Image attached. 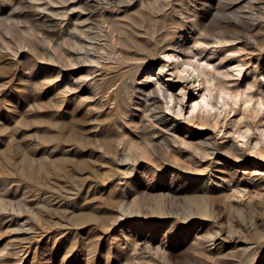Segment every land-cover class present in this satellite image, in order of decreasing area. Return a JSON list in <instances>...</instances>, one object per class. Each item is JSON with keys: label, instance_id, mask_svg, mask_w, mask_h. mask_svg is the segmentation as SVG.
Wrapping results in <instances>:
<instances>
[{"label": "rangeland", "instance_id": "rangeland-1", "mask_svg": "<svg viewBox=\"0 0 264 264\" xmlns=\"http://www.w3.org/2000/svg\"><path fill=\"white\" fill-rule=\"evenodd\" d=\"M244 5L0 0V264H264V144L258 158L239 136L249 129V141L262 137L264 49L239 38L197 52L191 31L195 18L198 35L215 36L221 11H247ZM263 37L264 29L257 37L264 45ZM171 49L179 59L165 56ZM184 53L205 71L226 73L221 98L208 97L213 115L203 126L188 124L207 114L190 111L201 98L196 80L185 71L170 82L156 75L160 63L165 74L179 73ZM64 79L85 81L73 90ZM147 85L179 96L168 103L159 95L177 131L233 141L257 161L217 151L196 161L176 143L158 155L190 169L158 171L157 155L137 158L133 145L144 148L145 137L163 143L147 120H122L142 109L134 103L144 99L132 92ZM103 159L111 166L95 163ZM245 185L259 200L237 191Z\"/></svg>", "mask_w": 264, "mask_h": 264}, {"label": "bare ground", "instance_id": "bare-ground-1", "mask_svg": "<svg viewBox=\"0 0 264 264\" xmlns=\"http://www.w3.org/2000/svg\"><path fill=\"white\" fill-rule=\"evenodd\" d=\"M256 2V3H255ZM245 4L243 7H247V11H237L236 9L231 11H221V17L218 27L220 30L215 36L210 35H201L199 33L200 28L198 27L201 25V21H198L197 19L193 18L191 20V31H193L196 36L194 35L192 37V42L197 47L198 51L206 50L207 47H216L224 48L228 45L234 44L235 39H242V41L246 44H250L252 46V49H264V45L261 44L257 37L260 33V30L264 29V0H245ZM228 12V14H227ZM195 13V11H194ZM199 17V16H198ZM207 25V24H206ZM207 27V26H206ZM203 31V30H202ZM201 33V32H200ZM203 34V33H202ZM264 38V37H263ZM179 44H174V47H178ZM173 47V48H174ZM181 47V46H180ZM183 48V47H182ZM209 48L207 50H209ZM225 50H243L242 48H233V49H225ZM190 51H192L190 49ZM213 52V51H210ZM209 52V53H210ZM209 53H207L209 55ZM165 56L168 58H175L179 59V54L174 50H168L165 53ZM74 62L73 64L79 63L76 60L75 54L72 56ZM184 58H181V61L178 62L179 65H175L174 69L179 71L176 72V74H171V72L168 74H165L162 70L163 63L159 64V70L156 72V75H159L160 77L164 78L165 81L168 80L173 81V78H183L184 75L180 74V72H186L188 76L191 77L188 82H195L196 80V88L201 91L200 96L201 98L199 100H195L191 107L190 111H194L195 109H199L200 112H204L207 114H197L196 120L191 118L189 120L188 124L191 126H203L205 123H207L210 120V115H213L211 113V109L214 107V104L208 100V97L212 94L215 97L221 98L223 93L222 88V79L220 77L222 75H225L226 73L218 71L217 68H214L213 70L218 74L216 76L214 73L205 71L204 68L206 66L202 65L199 62L198 59H192L191 56H189L187 53H184ZM107 58V57H103ZM90 61H94L97 64H100L101 61L98 59H90ZM163 61V60H162ZM205 64L208 65L209 63L205 61ZM104 65V63H102ZM241 65V64H236ZM181 66V67H180ZM102 67V66H101ZM89 68V66H88ZM94 71V69H92ZM153 74V73H152ZM176 79V78H175ZM85 79H77L74 82H67V79H64V83H67L68 88L75 90L77 87H79L81 84H84ZM165 81H162L165 83ZM185 89V85L181 86L180 91ZM168 88H163L160 85L157 86H140L136 88V92L134 95L141 96L144 100L138 99V102H135L134 104L137 105V107H141L142 109L140 111H136L135 109L131 110L132 114L129 115L127 118H124L122 120H133V117H139L142 120H147L148 125L152 127L153 133H157L158 137L163 141V143L157 142L155 139H151V137H145L146 138V145L144 148H140L138 145H133L134 151L136 154H138L137 158L142 157H148L149 154L157 155V158L159 159L158 163H156V167H158V171H163L164 167H167V170L174 171V174H177L176 172L178 170L182 169H190L188 166L184 165L183 162H180L178 160H175L174 158H169L167 156L158 155V153H161L162 151H168L169 146H174L173 143H176V147L174 149L176 152H186L187 156L190 159H200L202 157H206L208 155H211L212 153L216 152L215 155L221 156V155H227L233 158V160H240L243 162H256V158L248 156L247 153H245L244 148L241 146H238L235 144V142H225V143H217L215 139L212 137H205L203 135H195L194 132H189L185 134L183 131H177L175 125H172L174 121L167 117V113L162 112V104L159 95L163 96L164 98H168L166 100L167 102L171 100L173 97L174 99L179 100V96H177L171 92L167 93ZM214 90V92H213ZM225 92V91H224ZM186 94V91H182L180 93V97H184ZM144 96V97H143ZM140 97V98H141ZM130 96V99H133ZM149 102V103H147ZM168 102V103H169ZM179 102V101H178ZM224 101H222L223 103ZM167 109L171 110L172 107L169 105L166 106ZM181 110V108H180ZM194 117V116H192ZM161 120H170L168 123L163 124L162 128L156 127L157 124ZM195 122V123H194ZM172 123V124H171ZM134 133L135 131L132 130ZM152 133V134H153ZM136 134V133H135ZM144 136H148L149 132H146V130L143 132ZM259 134L262 137H255L253 138L254 142H252V138L249 141L251 134L249 133V129H245L242 132L239 133V136L247 137V140L242 141L243 143L248 144V147L246 149L256 151L258 154L256 157H261L258 155H262V144H264V127L259 129ZM120 138H123L124 141L126 139L122 136ZM147 147V149H146ZM149 150V152H148ZM196 158V159H195ZM151 160V159H150ZM98 161V162H97ZM197 161V160H196ZM95 163H99V165L102 168H107L111 166L112 161L108 159L103 160H96ZM168 163V164H166ZM177 165L178 169H175L173 165ZM166 165V166H165ZM162 168V169H161ZM255 171L259 168H254ZM262 171L264 172V165H262ZM253 175H256V173H252ZM224 178V176H222ZM238 192L241 194L248 193L249 195H253L255 199L259 200V197L261 193L256 190V188H251L250 186H244L243 189H238ZM256 201V200H255Z\"/></svg>", "mask_w": 264, "mask_h": 264}]
</instances>
